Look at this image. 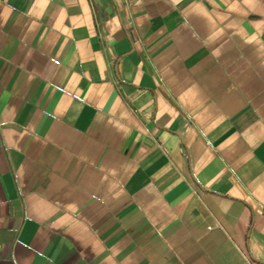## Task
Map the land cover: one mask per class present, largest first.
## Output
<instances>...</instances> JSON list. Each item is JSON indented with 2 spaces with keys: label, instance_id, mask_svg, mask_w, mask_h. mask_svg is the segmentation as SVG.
<instances>
[{
  "label": "crops",
  "instance_id": "crops-1",
  "mask_svg": "<svg viewBox=\"0 0 264 264\" xmlns=\"http://www.w3.org/2000/svg\"><path fill=\"white\" fill-rule=\"evenodd\" d=\"M0 264H264V0H0Z\"/></svg>",
  "mask_w": 264,
  "mask_h": 264
}]
</instances>
